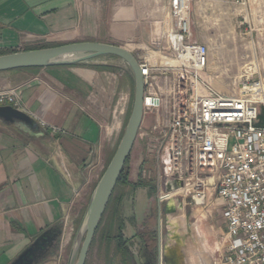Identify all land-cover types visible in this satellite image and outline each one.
<instances>
[{"label":"crops","instance_id":"crops-1","mask_svg":"<svg viewBox=\"0 0 264 264\" xmlns=\"http://www.w3.org/2000/svg\"><path fill=\"white\" fill-rule=\"evenodd\" d=\"M191 1L190 23V15L199 16L206 0ZM169 3L170 0H0V55L77 42L115 45L132 55H142L150 49V31L167 29ZM97 60L0 73V89L21 88L20 110L38 127L26 134L0 123V264H9L41 233L56 225H60L61 235L39 264L68 263L71 236L98 182L94 180L101 157L107 162L123 128V115L113 118L120 99L126 106V93L120 96L121 87L130 85L129 80L121 81L118 70ZM140 191H146L145 200L129 217L126 228L139 225L149 215L145 212L146 187L135 189L133 205ZM181 205L184 213L182 202ZM157 207L166 219L170 217L166 203H158ZM203 214L216 218L211 208ZM224 230L223 221L211 232V238L219 244L218 257L217 249L204 247L201 234H197L212 264H220ZM163 252H157L154 264H178V258L181 264L184 262V257L170 258L168 253L164 262Z\"/></svg>","mask_w":264,"mask_h":264},{"label":"built area","instance_id":"built-area-1","mask_svg":"<svg viewBox=\"0 0 264 264\" xmlns=\"http://www.w3.org/2000/svg\"><path fill=\"white\" fill-rule=\"evenodd\" d=\"M189 1L170 0L167 29L150 31L154 49L137 61L144 115L157 119V201L164 204L172 194L163 191L165 178L183 182L173 193L190 205L219 200L225 226L220 264H264L263 80L232 96L211 86L203 77L208 47L190 40ZM152 56L166 62L155 64ZM20 93L19 87L0 89V106L21 111ZM121 101L114 119L123 114Z\"/></svg>","mask_w":264,"mask_h":264},{"label":"rangeland","instance_id":"rangeland-1","mask_svg":"<svg viewBox=\"0 0 264 264\" xmlns=\"http://www.w3.org/2000/svg\"><path fill=\"white\" fill-rule=\"evenodd\" d=\"M201 9L203 12L199 16L190 15V40L195 43H204L208 47V64L203 77L217 92L225 96L239 94L245 84L256 81L258 77L263 80L264 86V0H244L243 3H237L235 0H206ZM166 21H170V18ZM153 49L150 46V49L142 55L135 54L133 56L140 62L143 56ZM97 63H105L118 70L123 83L127 80L130 81V85L126 88L122 86L120 91V96L126 93L127 102L126 106H123V128L109 151L114 153L129 115L133 96V82L128 67L121 60L115 57H106L100 58ZM121 97L123 98V96ZM120 104L124 105V99ZM260 111L264 114V107L260 106ZM156 121L157 119L153 116H143L128 158V165L124 168L129 174V185L115 187L111 202L95 232L85 264H154L157 260L156 250L150 240L155 233L152 227L154 222L149 221L148 218V220L140 222L139 225L134 223L131 228L125 226L127 222L129 223V217L138 212L139 204L142 205L146 197V191L144 193L138 192L137 204L133 205L134 191L141 187L138 186L139 181L147 182L155 178L157 183L158 180L156 160L159 137L154 130ZM106 166L107 162H104L103 157H101L100 170L97 179L94 180L95 183ZM146 188L148 190V207L145 212L155 214L158 204L157 187L156 190ZM182 199L175 196L170 204L173 208L170 217L166 219L167 216L162 215L160 220L159 235L164 248L170 249L167 226L171 218L173 219L181 213L186 221L195 225L197 234L200 233L203 238L201 240H203L204 247L217 249L216 256L218 257L219 244L213 237L211 238V232L212 228L216 230L222 226L221 210L217 207L220 204L219 200L209 199L206 207L199 208ZM181 202L184 205V213H182ZM214 205L217 206L213 208ZM208 208L212 209L216 218H210L203 214ZM119 221L123 223L122 238L132 255V261L124 262L117 248L116 235ZM144 223L149 226H147L149 229L143 227ZM78 229L79 226L77 229L74 228L71 246L73 243L78 244L79 242ZM133 234L135 235L133 236ZM140 235L144 237L139 238ZM69 249L71 248L67 249L66 254H68ZM77 254L78 249L75 253V261ZM219 260L217 259V263Z\"/></svg>","mask_w":264,"mask_h":264},{"label":"water","instance_id":"water-1","mask_svg":"<svg viewBox=\"0 0 264 264\" xmlns=\"http://www.w3.org/2000/svg\"><path fill=\"white\" fill-rule=\"evenodd\" d=\"M105 57H115L128 67L133 82L132 103L118 146L91 193L79 224V242L78 244H72L67 264H85L95 232L135 143L144 115V86L141 70L135 57L125 48L96 42L69 43L51 48L0 55V73L31 68L73 66ZM0 123L12 126L26 134L38 130L36 123L29 115L11 106H0ZM182 187L183 182L181 180L170 178L163 180V191L165 193L176 192ZM60 235V225L44 231L9 264H39L47 257ZM77 249L78 254L75 261ZM167 253L170 258L173 255L169 249L164 248V262Z\"/></svg>","mask_w":264,"mask_h":264},{"label":"bare ground","instance_id":"bare-ground-1","mask_svg":"<svg viewBox=\"0 0 264 264\" xmlns=\"http://www.w3.org/2000/svg\"><path fill=\"white\" fill-rule=\"evenodd\" d=\"M151 60L155 64L166 62V60L159 56H152ZM260 100L264 103L263 95L260 97ZM177 194L178 193L170 194L166 203H170ZM169 207L172 208L171 205ZM167 230L171 235L168 238L170 244L169 251L176 257H184V262L182 264H212L210 257L203 251L195 225L186 221L181 213L170 220ZM181 262L182 261L178 258L177 263L181 264Z\"/></svg>","mask_w":264,"mask_h":264},{"label":"trees","instance_id":"trees-1","mask_svg":"<svg viewBox=\"0 0 264 264\" xmlns=\"http://www.w3.org/2000/svg\"><path fill=\"white\" fill-rule=\"evenodd\" d=\"M261 118V122L263 123L264 122V117L263 115L260 116ZM113 154H111L108 159H107V164L109 163L111 157H112ZM128 165V159L127 161L125 162V166L124 168ZM123 168V171L118 179V182H117V186L120 185V186H127L129 185V174L126 172V170ZM138 186H141V187H148L150 188L151 190H156V179H152L150 181H147V182H144V181H139L138 183ZM112 198V197H111ZM111 202V199L109 201V204ZM108 204V206H109ZM107 206V208H108ZM106 208V210H107ZM84 214V213H83ZM83 214L82 216H80L77 221H76V229L78 228L81 220H82V217H83ZM122 228H123V223L122 221H119V224H118V232H117V235H116V241H117V248H118V251L121 253L122 255V258H123V261L124 262H127V261H132V255L131 253L129 252L128 248L125 246V241L123 240L122 238Z\"/></svg>","mask_w":264,"mask_h":264},{"label":"flooded vegetation","instance_id":"flooded-vegetation-1","mask_svg":"<svg viewBox=\"0 0 264 264\" xmlns=\"http://www.w3.org/2000/svg\"><path fill=\"white\" fill-rule=\"evenodd\" d=\"M171 202L170 203H166V208L168 210V213H172V210L173 208H170ZM160 207V206H159ZM159 208L156 206V213L155 214H149L147 218H145L144 220H148L149 218V221H153L154 223L152 224L153 226V230L155 231L153 237L150 238L151 240V243L153 246H155V250H156V254L158 251H162L164 250V245L161 243V237L159 235V232H160V220L162 218V211L161 210H158ZM152 216V217H151ZM165 217V216H164ZM144 222V221H142ZM151 223V222H150ZM149 223V225H150ZM148 225L146 223L143 224V227L146 228V229H149L147 227ZM142 229V228H141ZM143 238L144 236L143 235H140L139 238ZM126 246V244H125ZM158 258V256L156 255V259ZM167 260V259H166ZM157 261V260H156ZM167 262V261H165Z\"/></svg>","mask_w":264,"mask_h":264}]
</instances>
